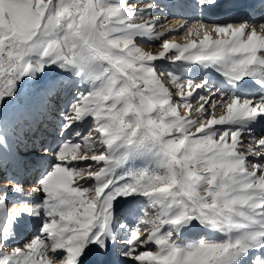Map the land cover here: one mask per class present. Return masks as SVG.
Masks as SVG:
<instances>
[{
    "label": "snow or ice",
    "instance_id": "1",
    "mask_svg": "<svg viewBox=\"0 0 264 264\" xmlns=\"http://www.w3.org/2000/svg\"><path fill=\"white\" fill-rule=\"evenodd\" d=\"M169 7L192 10L180 29L202 38L154 55L136 40L166 34L159 16L136 20ZM157 60L222 82L189 78L173 102ZM209 84L194 118L189 98ZM0 172L17 181L0 186V264H51L49 248L59 264H264V0H0ZM145 202L155 214L134 217ZM31 219L36 235L15 246Z\"/></svg>",
    "mask_w": 264,
    "mask_h": 264
},
{
    "label": "rangeland",
    "instance_id": "2",
    "mask_svg": "<svg viewBox=\"0 0 264 264\" xmlns=\"http://www.w3.org/2000/svg\"><path fill=\"white\" fill-rule=\"evenodd\" d=\"M151 2V0H128V3H130L131 5H133V6H135V7H143L146 3H150ZM164 2H167V0H164ZM179 10H182V9H179V8H175V7H169V8H167V9H165L163 12H160V11H155V12H153L152 14H151V16H149V15H147V14H145L144 16H143V18L141 19V18H138L137 20H136V22L137 23H141V22H143L144 20H147L149 17H152V16H155V15H159V16H163V17H169V16H171L172 15V12H177V11H179ZM190 10V9H189ZM257 11V10H256ZM256 11L254 10V13L256 14ZM195 15V14H194ZM260 15H261V13H260ZM260 15L259 14H256L255 16H256V18H259L260 17ZM147 18V19H146ZM165 40V38H161V39H159V40H152L153 41V43L151 44V45H143V43L140 41V39L138 38L137 40H136V44L139 46V47H141V48H143L144 50L146 49V51L148 50V51H151V52H153V54L155 55V54H158L159 53V51H161V49H162V44H163V41ZM140 41V42H139ZM150 41V40H149ZM138 42V43H137ZM142 43V44H141ZM161 47V48H160ZM158 52V53H157ZM155 67H156V71H157V73L159 74V73H161V72H163V74H164V77H165V79H164V84H165V86L166 87H168L169 89H170V91H172V93H173V102H177L178 100H179V97L176 95V93H177V87H176V84H181V85H184V89H183V91L185 92V93H187L189 90H190V88L188 87V79L189 78H192L193 79V85L194 84H196V83H200L201 82V79L205 76V75H207L208 77H210V79H211V84H217V85H219V84H221V82H222V77L220 76V75H218V74H216V73H214V72H211V71H209V72H207V73H203V72H199V71H197V70H195V69H193L191 66H189V65H187V64H185L184 62H176L175 64H170L167 60H157L156 62H155ZM185 67H188L189 68V71L186 73V72H184L183 71V69L185 68ZM172 73L173 75H177L178 77H179V79L176 81V83H173L172 82V80H171V77H170V75H169V73ZM211 84H209L205 89H203V90H195V91H193V95H192V97L191 98H189V101H188V103H191L194 107H193V109H192V114H193V117L195 118V108L196 107H198V101H199V97L201 96V95H208V88H210L211 87ZM15 106V103L13 102L11 105H10V107H14ZM186 110L184 109V108H181V114H184V112H185ZM223 111V112H222ZM225 113V109L223 110V108H217L216 110H215V115H216V117L217 118H219V116L220 115H223ZM90 123V122H89ZM77 127L78 128H80V130L82 131V132H84V131H86V125H77ZM217 127H220V126H217ZM48 131H55V133H56V121L55 120H53V122L52 123H50L49 125H48V127H47V132ZM193 131H194V129H193ZM47 132L45 133L46 135L45 136H47L48 134H47ZM10 135H12V139L13 140H15L16 139V136H15V134L14 133H12V132H10ZM259 136H260V132H259V128H258V130H257V139L259 138ZM48 138L49 137H46V140H48ZM50 138H52L51 137V135H50ZM64 139L65 140H69V139H71L72 140V142H79L78 141V138H74V137H69V136H65L64 137ZM242 140H243V143L241 144V145H239L238 147H240L241 149H243V148H247L248 147V140H249V137L248 136H244V137H242L241 138ZM58 139H56V141H57ZM49 141V140H48ZM51 142H53L52 141V139H51ZM92 153H89V155H91ZM69 159H70V157H69ZM51 163H55V160H54V158L52 157V156H49V157H47L46 159H44V160H42V162H41V165H40V167H41V170H43V167H46L48 164H51ZM72 166H75V167H86L87 165H86V163L85 162H79V163H77V162H73V164H72ZM93 167H95V165L93 164ZM37 173H36V171H35V169L33 168L32 169V174H31V176H27L26 177V180L28 179V182L27 183H23V184H27L28 186H33L32 185V183H31V181H33L34 179H35V175H36ZM8 175H12V176H15L16 175V173H15V171L14 170H12V169H9V171H8ZM4 176H5V173L4 172H0V180L2 181V185H0V186H10V185H14V184H16L17 183V181L16 180H12V179H5L4 178ZM4 182V183H3ZM84 184H85V186H90L91 184H92V181H85V182H83ZM10 199H12V200H17V199H19V196H14V197H11ZM17 206H19L18 204H15V203H9L8 205H7V207H8V209L9 210H11L13 207H17ZM146 214V215H145ZM155 214V210L149 205V204H147L146 202L142 205V209L141 210H139V211H136V210H134L133 211V216L134 217H138V218H140V219H144V218H147V217H150V216H153ZM133 216H130L129 217V224H130V226H132V227H135V225L132 223V219H133ZM34 219H31V220H29L28 222H32ZM131 220V221H130ZM39 227V221H38V225H37V228ZM200 232H198L199 233V235L196 237V238H198L200 235H202V234H204V232L202 231V230H200V229H198ZM197 230V231H198ZM26 232V231H25ZM27 234L25 235V234H23V236L22 237H24V239L26 238V239H30L31 237H32V235L30 236L29 235V233H30V230L29 231H27L26 232ZM37 233V232H36ZM36 233H34L33 235L35 236L36 235ZM29 235V236H28ZM214 235V236H213ZM211 237H215V238H219V234L218 233H215V232H211ZM193 239H195V238H193ZM192 240V239H191ZM188 241H190V240H187V241H185V242H188ZM18 244V243H17ZM16 243H15V246L17 245ZM9 246V247H8ZM7 246V248H6V250H9L10 251V249H11V247L12 246H14V245H8ZM17 246H19V245H17ZM20 247H23V245L21 246L20 245ZM151 250H153V251H155L156 250V248H155V246L153 245V246H151ZM63 257H62V255H53L52 254V252H51V248H49V252H48V256H47V259L51 262V264H59V261H60V259H62Z\"/></svg>",
    "mask_w": 264,
    "mask_h": 264
},
{
    "label": "bare ground",
    "instance_id": "3",
    "mask_svg": "<svg viewBox=\"0 0 264 264\" xmlns=\"http://www.w3.org/2000/svg\"><path fill=\"white\" fill-rule=\"evenodd\" d=\"M256 11V14H259L260 15V11H259V5L257 4V7L256 9H254ZM194 12L192 10H179V11H175V12H172V15L169 16V17H163V16H159V15H155V16H152V17H149L148 19H151V18H154V17H157L159 16L160 20H159V24L156 25L155 27V31L156 32H165L166 34L163 36V38H165V40H169V41H172V42H175V43H179L181 45L187 43L188 39H196V40H199L200 38H202V34L200 37H197L195 35L191 36V37H188V31H187V27L183 28V29H180V25L182 24H185L187 23L188 27L191 26V24L195 21H193L192 19H190L192 16H194ZM255 14V13H254ZM255 14V15H256ZM260 18V17H259ZM259 18H256L257 20H259ZM147 19V18H146ZM147 19V20H148ZM212 22H215L214 20H212L211 22L209 21V18L208 17H205V23H208L209 26H211V23ZM234 22H239V21H234ZM168 29H180L178 31H172V32H168L167 30ZM140 39V38H139ZM140 41L143 43V45H151L153 43L152 40H145V39H140ZM139 41V42H140ZM138 43V42H137ZM141 43V44H142ZM161 48V47H160ZM149 50V49H148ZM147 50V51H148ZM162 50V49H161ZM146 51V49H145ZM170 51H173L174 50H170ZM158 53V52H157ZM255 90V89H254ZM224 110V109H223ZM223 112V111H222ZM48 133H51V137L50 138V135H47L45 136L46 137H49L48 140L49 142H51V139L53 142L51 143H55L56 142V139H58V137H56V133L55 131H48ZM46 135V134H45ZM42 162V161H41ZM11 169V168H10ZM35 169V168H34ZM32 174V170L31 171H28L27 173H24L22 172L20 174L21 177L25 178L27 176H31ZM28 180V179H27ZM4 183V182H3ZM0 185H2V181L0 180ZM22 187L27 191L29 190L32 186H28L27 184H22ZM131 221V220H130ZM37 225H38V221L37 220H33L32 222H28L26 225H24L22 228H19L17 229V232H18V235L16 237V241L15 243L17 245H23L24 242H28L30 241L32 238H34V233L37 232ZM30 230V233L29 235L32 237L30 239H24L23 234H27L26 232ZM198 229H194L192 230L190 233H185L184 235V241H187V240H191L193 238H196L200 232L199 230L197 231ZM26 231V232H25ZM28 235V236H29ZM207 235L211 236V232L207 233ZM214 236V235H213ZM16 245V246H17ZM11 246V245H10ZM9 247V246H8Z\"/></svg>",
    "mask_w": 264,
    "mask_h": 264
}]
</instances>
